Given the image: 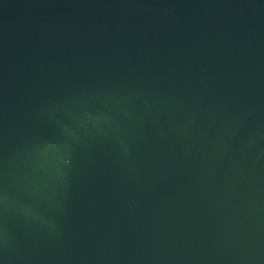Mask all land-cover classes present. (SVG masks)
Listing matches in <instances>:
<instances>
[{
    "label": "water",
    "instance_id": "water-1",
    "mask_svg": "<svg viewBox=\"0 0 264 264\" xmlns=\"http://www.w3.org/2000/svg\"><path fill=\"white\" fill-rule=\"evenodd\" d=\"M0 264H264V0H0Z\"/></svg>",
    "mask_w": 264,
    "mask_h": 264
}]
</instances>
